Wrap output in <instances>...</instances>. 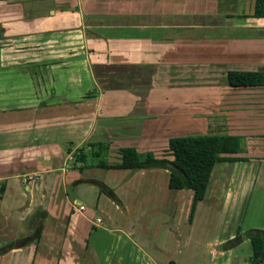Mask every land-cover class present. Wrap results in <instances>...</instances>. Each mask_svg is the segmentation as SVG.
Returning a JSON list of instances; mask_svg holds the SVG:
<instances>
[{
    "label": "crops",
    "instance_id": "1",
    "mask_svg": "<svg viewBox=\"0 0 264 264\" xmlns=\"http://www.w3.org/2000/svg\"><path fill=\"white\" fill-rule=\"evenodd\" d=\"M253 8L254 0H0V248L40 231L0 264H217L232 252L219 236L228 205L264 183V86L227 83L231 70L264 73V18ZM209 124L246 137L248 153L233 156L248 160L214 168L192 220L193 192L170 189L168 170L76 162L82 145L99 142L113 155L135 147L171 159L170 138Z\"/></svg>",
    "mask_w": 264,
    "mask_h": 264
},
{
    "label": "trees",
    "instance_id": "2",
    "mask_svg": "<svg viewBox=\"0 0 264 264\" xmlns=\"http://www.w3.org/2000/svg\"><path fill=\"white\" fill-rule=\"evenodd\" d=\"M252 17L264 18V0H254ZM227 83L232 88L264 86V73L261 71L231 70L227 73ZM225 126L218 133L209 130L207 133L189 134L187 136L172 137L169 139L167 153L171 159L158 158L153 152L141 153L135 147H121L117 150L116 161L109 162L108 157L112 152L109 143H91L87 148H81L76 154V162L86 167L96 166L104 169H130L141 170L150 168L166 169L170 172L169 187L174 190L188 189L193 192L191 209L192 220L196 205L205 197L211 181L214 168L223 162L234 163L246 161L248 158L235 157L244 151V139L241 136L231 135L225 132ZM91 162L89 163V161ZM101 193L108 195L112 200L117 198L103 183H95ZM101 186V187H100ZM3 185L0 186V192ZM40 231L22 241H9L0 248V255L22 244L32 243L39 238ZM237 240V238L235 239ZM231 240L223 244L221 248H232ZM248 240L252 247L250 264L264 263V227L252 229L248 232ZM170 264H174L171 262Z\"/></svg>",
    "mask_w": 264,
    "mask_h": 264
},
{
    "label": "rangeland",
    "instance_id": "3",
    "mask_svg": "<svg viewBox=\"0 0 264 264\" xmlns=\"http://www.w3.org/2000/svg\"><path fill=\"white\" fill-rule=\"evenodd\" d=\"M190 19H193V17H191ZM197 34L199 35L200 33H197ZM219 116H221V115H219ZM211 118H212V115H209V117H208L209 123H211ZM220 121L221 120H218V122H220ZM224 125H225V129H226L225 132H228L229 131L228 124H224ZM210 126H211V124L208 125L207 132L209 131ZM217 127H222V124L218 125ZM222 132H224V131H220L218 133H222ZM242 142H244V151L242 153L243 154L248 153V143H247L246 137L244 139H242ZM86 145H84V146L82 145L80 147V149L84 148ZM254 146H256V145H254ZM114 150H115V152H117L118 149H114ZM253 151H255V150H253ZM166 152H167V150H166ZM250 154H253V155L259 154V150L255 151L254 153H250ZM116 156L117 155H115V154L113 155V153H110L109 157H108V161L109 162L116 161L117 160ZM99 171L101 172L100 176H102V173H103V176H105L104 178H106V175L109 174L107 170L99 169ZM88 191H89V186H87V189L84 190L82 192V194L80 195L82 200H84V199L87 200L88 197H90V192H88ZM76 192H77L76 185H74V186L71 185L70 187H68V196L70 199L74 198ZM103 194H104V192H103ZM104 195H106V194H104ZM106 196L109 197L108 195H106ZM110 200H112V199H110ZM112 201L115 203L117 202L115 200H112ZM104 202H106V204ZM246 202L239 200L238 204L228 205L230 208H231V206H233L234 211L232 213H228V217L226 220L223 221L222 227L219 225V227H220L219 228L220 229L219 230V236H220V238L224 239L225 244H227L231 240H235L236 238H237V240L232 242V245H233L232 248H228V249L222 248V250H229L230 249V250H232V252L230 254H228L225 258H220L216 262L217 264H222L224 261H226L227 264L228 263L229 264H250L249 263V257L252 256V247H251V244L249 243V240H248V232L252 229H261L264 227V183H262L261 186L256 185V187L254 188L252 197L250 199H248ZM102 205H103L106 212H110L111 216L116 215L115 214L116 211L114 210L115 206H113L112 210H111L110 204L107 203V201H105V199H104V201H102ZM100 216L102 218L105 217V215L103 213ZM107 218L108 217H105V220H107ZM229 258H230V261L228 262Z\"/></svg>",
    "mask_w": 264,
    "mask_h": 264
},
{
    "label": "built area",
    "instance_id": "4",
    "mask_svg": "<svg viewBox=\"0 0 264 264\" xmlns=\"http://www.w3.org/2000/svg\"><path fill=\"white\" fill-rule=\"evenodd\" d=\"M86 210V207L84 205H79L78 211L83 212Z\"/></svg>",
    "mask_w": 264,
    "mask_h": 264
}]
</instances>
